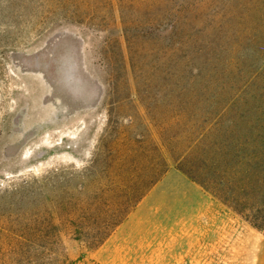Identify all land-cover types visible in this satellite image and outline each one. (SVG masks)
<instances>
[{
    "label": "rangeland",
    "instance_id": "obj_1",
    "mask_svg": "<svg viewBox=\"0 0 264 264\" xmlns=\"http://www.w3.org/2000/svg\"><path fill=\"white\" fill-rule=\"evenodd\" d=\"M262 194L264 0H0V264H264Z\"/></svg>",
    "mask_w": 264,
    "mask_h": 264
},
{
    "label": "trees",
    "instance_id": "obj_2",
    "mask_svg": "<svg viewBox=\"0 0 264 264\" xmlns=\"http://www.w3.org/2000/svg\"><path fill=\"white\" fill-rule=\"evenodd\" d=\"M185 19H186V23L189 25L192 21V19L190 17H186L185 16ZM128 25L125 24V27H124V36L130 46V38L128 36V34L126 33V30H128ZM195 36L194 35H191L188 37V39L184 42L185 45L189 44V40L191 38H194ZM171 44V43H170ZM181 48H182V45H181ZM180 49V48H179ZM172 50V49H171ZM178 50V49H177ZM130 60L132 61V57L130 56ZM264 195V194H262ZM262 202H264V196L262 197ZM237 212L241 213L239 210H237ZM246 220L253 226L255 227L256 229H258L259 231L263 232L264 233V213H262V215H259V216H254V217H250V216H245Z\"/></svg>",
    "mask_w": 264,
    "mask_h": 264
}]
</instances>
